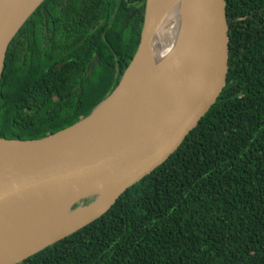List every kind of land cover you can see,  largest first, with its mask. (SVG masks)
<instances>
[{
	"label": "trees",
	"instance_id": "16d2710c",
	"mask_svg": "<svg viewBox=\"0 0 264 264\" xmlns=\"http://www.w3.org/2000/svg\"><path fill=\"white\" fill-rule=\"evenodd\" d=\"M57 1L44 0L8 46L0 138L40 139L76 123L64 115L48 120L43 112L33 120L24 116L29 100L45 105L40 93L26 89L48 75L39 78L43 60L35 48L25 50L21 35L35 44L42 11L49 22L62 15L55 12ZM225 10L226 85L209 111L163 164L106 213L21 264H264V0H225ZM142 22L143 11L139 25L123 24L119 40L110 33L117 26L100 28L107 43L99 28L90 35L99 56L85 117L118 85L137 50ZM70 77L62 67L60 82Z\"/></svg>",
	"mask_w": 264,
	"mask_h": 264
},
{
	"label": "water",
	"instance_id": "95a60500",
	"mask_svg": "<svg viewBox=\"0 0 264 264\" xmlns=\"http://www.w3.org/2000/svg\"><path fill=\"white\" fill-rule=\"evenodd\" d=\"M43 1L0 0V79L10 42ZM179 1V37L151 76L142 72L167 0H146L137 50L88 116L40 139L0 138V264H21L98 219L216 102L228 71L225 0Z\"/></svg>",
	"mask_w": 264,
	"mask_h": 264
},
{
	"label": "flooded vegetation",
	"instance_id": "af4514ba",
	"mask_svg": "<svg viewBox=\"0 0 264 264\" xmlns=\"http://www.w3.org/2000/svg\"><path fill=\"white\" fill-rule=\"evenodd\" d=\"M55 6V12L62 10V15L49 22L47 10L42 11V19L39 18L40 28L37 35L33 36L35 44L26 41L27 33L21 35V41L25 42V50L35 48L39 59L43 60L39 78H42L44 73L48 75L45 82L36 85L38 88L30 85L26 89L28 95L40 93L45 98V105H36L29 100L24 116L33 120L37 112H43V116L48 120L58 119L59 115H64L66 120L77 122L85 117L84 111L91 106L92 73L99 56L93 53L90 35L99 28L102 40L107 43L105 30L102 31L100 28L109 30L117 26L110 33H114L115 39L119 40L124 23L139 25L142 11L144 19L145 1L58 0ZM78 18L81 21L74 32L73 28ZM67 29L71 34H65ZM64 66L73 74L68 83H61L59 80L60 70ZM117 75L118 72L115 73V78Z\"/></svg>",
	"mask_w": 264,
	"mask_h": 264
},
{
	"label": "bare ground",
	"instance_id": "6f19581e",
	"mask_svg": "<svg viewBox=\"0 0 264 264\" xmlns=\"http://www.w3.org/2000/svg\"><path fill=\"white\" fill-rule=\"evenodd\" d=\"M166 9L161 14L159 23L149 48L147 65L144 66L143 79L151 76L166 60L179 37L183 19L184 6L179 0H167ZM100 110L95 114L98 115Z\"/></svg>",
	"mask_w": 264,
	"mask_h": 264
}]
</instances>
